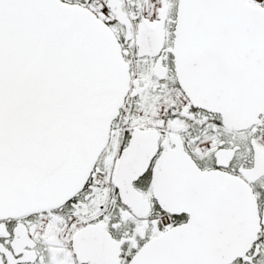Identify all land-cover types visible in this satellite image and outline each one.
<instances>
[{
    "label": "snow or ice",
    "instance_id": "1",
    "mask_svg": "<svg viewBox=\"0 0 264 264\" xmlns=\"http://www.w3.org/2000/svg\"><path fill=\"white\" fill-rule=\"evenodd\" d=\"M0 264H264V0H0Z\"/></svg>",
    "mask_w": 264,
    "mask_h": 264
}]
</instances>
